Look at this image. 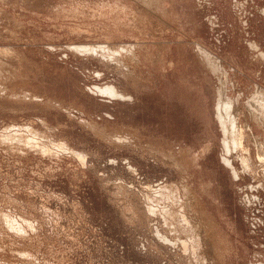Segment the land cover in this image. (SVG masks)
<instances>
[{"label": "rangeland", "instance_id": "obj_1", "mask_svg": "<svg viewBox=\"0 0 264 264\" xmlns=\"http://www.w3.org/2000/svg\"><path fill=\"white\" fill-rule=\"evenodd\" d=\"M259 99L264 0H0V264H264Z\"/></svg>", "mask_w": 264, "mask_h": 264}, {"label": "bare ground", "instance_id": "obj_2", "mask_svg": "<svg viewBox=\"0 0 264 264\" xmlns=\"http://www.w3.org/2000/svg\"><path fill=\"white\" fill-rule=\"evenodd\" d=\"M77 51H82L83 53H92V52H96L95 48H88V47H78L76 49ZM106 50V49H105ZM112 87V86H111ZM111 87H107L104 89H100L97 88L96 91L99 94L102 95H106V96H110L113 99H124L127 96H124L123 94H119L116 89H113ZM218 103L216 105V115H217V120H218V125L220 130H222L223 133V143L224 144V150L226 152V154H228L229 152H233L235 151V149L242 147V144L240 142V130L238 129L237 126V118L234 117L233 115H231V104L230 101L227 100V98H225L224 95V90L221 89L218 93ZM260 100V101H259ZM256 100V105L260 106L259 108L264 112V100L259 99ZM250 108V107H249ZM225 164H228V160L225 159L224 160Z\"/></svg>", "mask_w": 264, "mask_h": 264}, {"label": "crops", "instance_id": "obj_3", "mask_svg": "<svg viewBox=\"0 0 264 264\" xmlns=\"http://www.w3.org/2000/svg\"><path fill=\"white\" fill-rule=\"evenodd\" d=\"M220 91V90H219ZM216 103H217V101H216ZM216 103H215V107H216ZM215 117H216V115H215Z\"/></svg>", "mask_w": 264, "mask_h": 264}]
</instances>
